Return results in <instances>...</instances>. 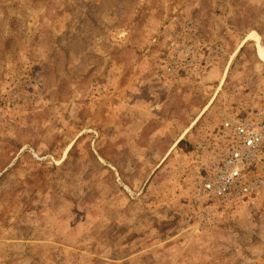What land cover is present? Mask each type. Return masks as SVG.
<instances>
[{
    "label": "rangeland",
    "instance_id": "rangeland-1",
    "mask_svg": "<svg viewBox=\"0 0 264 264\" xmlns=\"http://www.w3.org/2000/svg\"><path fill=\"white\" fill-rule=\"evenodd\" d=\"M262 53L264 0H0V264H264V187L194 193Z\"/></svg>",
    "mask_w": 264,
    "mask_h": 264
},
{
    "label": "built area",
    "instance_id": "built-area-1",
    "mask_svg": "<svg viewBox=\"0 0 264 264\" xmlns=\"http://www.w3.org/2000/svg\"><path fill=\"white\" fill-rule=\"evenodd\" d=\"M209 157L194 187L202 202L240 201L264 187V108L250 119L226 121L215 140L200 146Z\"/></svg>",
    "mask_w": 264,
    "mask_h": 264
},
{
    "label": "bare ground",
    "instance_id": "bare-ground-1",
    "mask_svg": "<svg viewBox=\"0 0 264 264\" xmlns=\"http://www.w3.org/2000/svg\"><path fill=\"white\" fill-rule=\"evenodd\" d=\"M261 57L264 58V53L261 54Z\"/></svg>",
    "mask_w": 264,
    "mask_h": 264
}]
</instances>
